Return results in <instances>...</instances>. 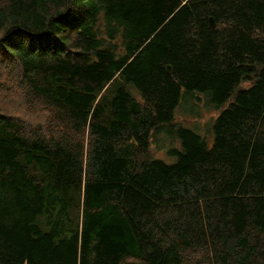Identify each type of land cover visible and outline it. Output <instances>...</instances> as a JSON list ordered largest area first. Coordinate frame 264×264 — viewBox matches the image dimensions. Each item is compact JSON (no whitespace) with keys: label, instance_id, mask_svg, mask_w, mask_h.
<instances>
[{"label":"trees","instance_id":"16d2710c","mask_svg":"<svg viewBox=\"0 0 264 264\" xmlns=\"http://www.w3.org/2000/svg\"><path fill=\"white\" fill-rule=\"evenodd\" d=\"M16 69L89 142L0 111V264H264V0H0Z\"/></svg>","mask_w":264,"mask_h":264},{"label":"rangeland","instance_id":"374dc122","mask_svg":"<svg viewBox=\"0 0 264 264\" xmlns=\"http://www.w3.org/2000/svg\"><path fill=\"white\" fill-rule=\"evenodd\" d=\"M15 76L14 80H17V88L12 90L11 88L8 92V100L7 96L4 98V94H0V111H4L5 113L8 111L6 107L12 108L11 104H15V107H18L19 111L14 107L11 112L15 115V117L23 120L26 124V129L29 133L35 129V132H43V136L49 140L56 141L54 138L59 139L63 138L68 142L71 147L75 146L76 148L85 146L87 148L88 145V132L87 129L81 130L80 133H76L73 130V126L70 122H66L65 124L62 123V119L64 118L62 112L52 109L50 106L46 105L37 95H33L34 92L28 85V83L24 84L23 77L21 72L19 73V69H16L13 72ZM0 84H2L0 82ZM118 84V80L113 82L108 90L105 92L106 99L110 98L113 95V90L115 86ZM3 85V84H2ZM247 84L242 85V87L246 86ZM191 97H187L184 99L183 103H188L192 106L190 101ZM182 103V106H183ZM40 106L45 108L43 113H40ZM193 107V106H192ZM211 109L209 108L206 113L208 115L207 121L211 117ZM10 111V110H9ZM189 111L183 108L178 110V113L182 114L183 116L186 115ZM43 124V127H40V124ZM201 123V122H200ZM206 124V120H204V125ZM156 135L155 137H157ZM54 137V138H52ZM154 137V138H155ZM161 136L158 137L157 140L160 139ZM165 139V137H163ZM153 142H155L153 140ZM165 148L169 147L170 144L168 142L164 143ZM152 152L159 150L158 144L153 143L151 146ZM185 259L187 264H208L209 254L203 251L198 247H194L189 249L185 253ZM124 264H141V262L135 258L125 256L123 258Z\"/></svg>","mask_w":264,"mask_h":264},{"label":"water","instance_id":"95a60500","mask_svg":"<svg viewBox=\"0 0 264 264\" xmlns=\"http://www.w3.org/2000/svg\"><path fill=\"white\" fill-rule=\"evenodd\" d=\"M210 22H211L212 27H215L216 26V22H215V19L213 17L210 18ZM167 68H168L169 73H171L172 70H173L172 66L171 65H168ZM130 92L133 95H138L139 94L138 90H136V88L134 86H131L130 87Z\"/></svg>","mask_w":264,"mask_h":264},{"label":"flooded vegetation","instance_id":"af4514ba","mask_svg":"<svg viewBox=\"0 0 264 264\" xmlns=\"http://www.w3.org/2000/svg\"><path fill=\"white\" fill-rule=\"evenodd\" d=\"M184 109H186L187 111L191 112L193 111L194 109L192 108V106H190L188 103H185L184 105Z\"/></svg>","mask_w":264,"mask_h":264},{"label":"bare ground","instance_id":"6f19581e","mask_svg":"<svg viewBox=\"0 0 264 264\" xmlns=\"http://www.w3.org/2000/svg\"><path fill=\"white\" fill-rule=\"evenodd\" d=\"M215 22H216V20H215ZM216 27V26H215ZM215 27H213V28H215ZM93 234V233H92Z\"/></svg>","mask_w":264,"mask_h":264}]
</instances>
